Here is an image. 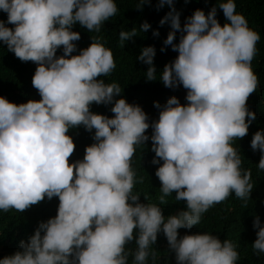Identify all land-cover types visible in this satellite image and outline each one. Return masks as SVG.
Here are the masks:
<instances>
[{
	"label": "clouds",
	"instance_id": "1",
	"mask_svg": "<svg viewBox=\"0 0 264 264\" xmlns=\"http://www.w3.org/2000/svg\"><path fill=\"white\" fill-rule=\"evenodd\" d=\"M165 4L170 11L159 23L170 21L172 31L164 45L178 55L159 79L165 87L182 85L187 103L176 96L163 106L154 102L160 110L150 125L141 106L114 99L122 92L118 83L97 79L116 67L100 37L71 55L80 39L73 25L100 32L117 13L115 0H0V11L7 13V20H0V42L21 61L37 65L32 85L40 96L20 104L0 96V212H22L54 196L59 201L56 215L40 222L0 264H128L125 246L133 240L132 264H147L150 254L155 260L150 246L160 232L176 264H237L234 241L209 232L179 235L178 229L199 224L203 213L230 194L244 201L250 197L251 173L241 168L232 141L244 137L256 118L246 101L258 86L251 61L260 35L236 12L234 0H223L207 14L194 10L183 27L173 0H159L156 7ZM149 27L145 21L140 30ZM177 30L179 42L173 43ZM136 34L135 27L121 30L122 46ZM154 56L155 48L147 46L136 57L148 65L147 80L157 79ZM93 102L112 104L114 115L90 111ZM81 125L95 130L94 142L85 147L83 159L69 162L75 145L67 133ZM150 126L160 204L141 202L133 192L143 177H137L131 160L136 147L149 140ZM250 146L260 151L257 168L264 170V129L253 134ZM173 193L186 208L165 216L160 205ZM253 228L252 249L264 253L258 216Z\"/></svg>",
	"mask_w": 264,
	"mask_h": 264
},
{
	"label": "trees",
	"instance_id": "2",
	"mask_svg": "<svg viewBox=\"0 0 264 264\" xmlns=\"http://www.w3.org/2000/svg\"><path fill=\"white\" fill-rule=\"evenodd\" d=\"M117 13L101 26L100 32H89L78 23L73 25L72 30L80 33V39L75 41L77 48L71 55L79 54V50L86 48L91 42V37H100L104 45L111 49L116 67L104 77L106 83L116 82L120 85L122 92L114 99L125 98L130 104H137L147 114L148 122L158 119L159 110L154 102L163 106L166 101L176 96L181 104L185 100L186 89L182 85L175 88L165 87L159 79V73L165 64L170 63L178 55L172 50L171 45H164L168 33L172 31L170 21L163 25L159 21L170 11L165 4L157 9L159 0H148L142 7L136 5L140 0H115ZM223 0H173V6L179 13V21L183 27L186 18L191 16L194 10L202 9L205 14L215 5ZM236 12L244 15L248 26L260 35L256 44V54L251 61L253 72L258 77L256 91L251 93L246 101L250 111L255 112L256 118L249 125L247 134L232 141L233 146L241 155V168L249 170L253 188L247 201L237 198L234 193L227 199L210 207L202 214L199 224L193 225L191 229H178L179 235L209 232L218 236L222 241L230 239L237 245L239 259L237 264H264V253H254L251 244L256 239L257 229L253 228L255 217H259L264 224V170L257 168L260 159V151H253L250 142L253 134L264 129V0H234ZM216 18L223 25L226 20L223 11L217 7ZM0 20H7V13L0 11ZM148 22L150 27L146 31L140 30V25ZM8 27H13L7 24ZM137 29V34L126 40L122 46L119 40L121 30L130 31ZM157 32L158 35L153 33ZM181 32L176 31L173 43H178ZM153 46L155 56L153 64L157 70V79L147 80L145 72L148 65L137 60L143 47ZM164 51H161V48ZM63 54L62 47L57 49L56 55ZM32 61H21L13 52L7 49V45L0 42V96L8 101L20 104L29 99L39 100L38 91L32 85V76L36 69ZM114 103V101H113ZM112 104L92 103L90 111L106 115L114 114L110 111ZM94 129L89 132L82 125L69 129L74 142V151L69 157V162L83 159L84 149L92 144ZM149 140L136 147L131 166L137 177H143V182L134 185L133 192L140 196V201L160 204L158 197L160 193V181L155 175L159 164H153L155 153L152 151L151 126L146 130ZM162 163V161H161ZM147 197V200H145ZM58 197L51 200L45 198L38 204H34L22 212L10 209L0 212V258L11 255L19 250L21 240L27 239L33 234L38 224L56 215ZM163 215L176 214L186 208V203L175 200V193L166 197V202L161 204ZM135 236V232H134ZM135 240L129 242L125 249L129 252L128 264H132V253L135 251ZM150 252H155V260L151 254L147 264H176L174 253L169 251L166 237L162 232L158 233L157 241L150 246Z\"/></svg>",
	"mask_w": 264,
	"mask_h": 264
}]
</instances>
